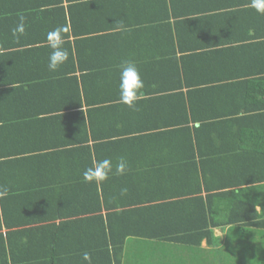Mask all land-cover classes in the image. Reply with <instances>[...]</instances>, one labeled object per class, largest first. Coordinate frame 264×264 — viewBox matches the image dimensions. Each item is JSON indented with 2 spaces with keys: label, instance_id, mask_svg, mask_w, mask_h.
Returning <instances> with one entry per match:
<instances>
[{
  "label": "trees",
  "instance_id": "obj_1",
  "mask_svg": "<svg viewBox=\"0 0 264 264\" xmlns=\"http://www.w3.org/2000/svg\"><path fill=\"white\" fill-rule=\"evenodd\" d=\"M235 1L0 0V69L49 55L46 33L35 38L37 29L63 26L69 51L64 75H70L55 98L63 102L58 106L50 102L44 81L31 82L28 89L19 79L0 81L6 103L25 102L30 109L21 113L28 117V139L13 140L15 145L0 153V264H88L85 252L91 264H123L129 237L188 247L205 240L225 249L234 234L236 240L243 234L264 244V15L251 14L255 33L247 29L222 43L213 40L212 29L196 28L201 43L188 36L190 10L214 13L215 27L225 31L248 24L235 15L249 0ZM200 2L204 6L198 7ZM228 2L235 8L227 10ZM20 15L25 34L16 40L11 29ZM102 16L108 23L94 27L90 21ZM170 20L177 30V57L168 63L170 72H157L151 82L166 110L139 109L153 92L137 101L136 110L120 104L111 92L122 59L108 63L112 80L107 79L93 70L98 66L86 65L90 53L80 44L110 39L119 52L146 24ZM119 23L130 31H117ZM69 35L76 38L73 48ZM168 39L173 53L163 48L161 58L174 55V40ZM221 44L219 52L215 47ZM216 53H221L217 61ZM142 113L160 114L165 121L133 125ZM158 136L174 138L176 160L149 161ZM120 156L128 162L124 175L84 182L82 174L94 161L108 158L115 165ZM168 166L170 172H161ZM122 188H127L123 195ZM217 227L229 228L225 243L214 235ZM257 244L246 248L264 259V245Z\"/></svg>",
  "mask_w": 264,
  "mask_h": 264
},
{
  "label": "crops",
  "instance_id": "obj_2",
  "mask_svg": "<svg viewBox=\"0 0 264 264\" xmlns=\"http://www.w3.org/2000/svg\"><path fill=\"white\" fill-rule=\"evenodd\" d=\"M237 1V0H236ZM235 3H238L236 2ZM240 1H245L246 0H240ZM201 3V2H200ZM229 8H235L234 4L229 6ZM246 6L242 9V12L237 13L235 16L237 19H241L242 22L247 21L248 24H245L239 26L237 28L234 27V30H228L225 31V29H222V25L219 28L215 27V24L213 22L214 18V13H208L207 11L204 13L199 12V13H193L190 12L188 13V22H187V27H188V36H190V41L199 42L203 40L201 37L202 32L198 29H212L214 30L215 34L213 37V40L216 43H222L226 37L234 36V34H239L243 35L242 33L246 32L248 29V32L250 34L255 33V25L251 21V14L256 12L254 9L249 7V2L245 3ZM202 3L198 6L200 7ZM188 6H192V4H188ZM204 6V5H202ZM237 8V7H236ZM232 10V9H231ZM245 12V15H243ZM139 13V17L143 16L147 17L149 15H154L151 14V12H145V13ZM197 17H194V16ZM244 16V17H243ZM195 18H197L195 20ZM97 21V22H96ZM196 21V22H194ZM94 27H99V26H105L106 23H108L105 19V16H102L100 18L95 19L93 22L90 21ZM110 22V20H109ZM252 22V23H251ZM251 23V24H250ZM174 21L170 20L169 23L167 22H160V23H148L146 24L141 30L136 31L138 34V38L135 40H127L124 41L123 44H121L119 52L115 50V44L110 39H100V40H92L91 46L90 45H85V44H80V46H83L84 50H88L90 53L89 58H87V66H98V69H93V70H99L98 72L105 73L107 76V79H111L109 75H111V68L107 67L109 64L116 62L119 59H130L134 60L135 63L137 64V67L140 70L142 79L144 80V88L142 89V96L141 98H145V95L152 93L155 85L151 84L153 82L154 77L156 76L158 78L157 72L160 71H169L170 72V67L168 64L169 61L171 63H175L173 57H177V50H176V41L177 39V30L176 26H174ZM133 28V27H132ZM46 31H50V29L47 28L45 25L44 27H40L37 29V35L35 38H40V37H45L42 35V33H46ZM131 33V32H130ZM141 33H144L140 35ZM133 34V33H131ZM129 35V34H128ZM140 35V36H139ZM204 35V33H203ZM169 36L173 38L174 40V55L170 54L172 57H160V51L165 48L168 49L170 52L172 50V45L171 41L168 39ZM75 36L69 35L68 36V42H70L71 47L73 48L74 46V41L76 38ZM66 38V37H65ZM168 39V40H167ZM78 40V39H77ZM176 40V41H175ZM169 41V42H168ZM203 43V42H202ZM89 44V43H88ZM225 45L221 44L216 46L215 48H219V52L223 50ZM185 47V46H184ZM217 52V50H216ZM173 53V50L172 52ZM221 53H216L215 54V61L218 59V55ZM179 58V57H178ZM165 59V62L163 61ZM204 59V52L202 54V60ZM201 62L204 63V60ZM162 61V62H161ZM168 61V62H167ZM47 62H48V55L44 56L43 58L39 57H33L30 61L28 62H15L13 65L9 64L10 67H8L9 72L6 71L8 68H1L0 73H6L7 77H5L3 74H0V81L3 79H19L17 84H24L25 88L28 89V86L31 82H38L40 84L39 86H42L41 81H44L43 83L45 87L48 86L49 88V97L51 101L55 103L56 106L58 105H63V102L61 100L57 101V97L59 95H62V93L59 91L60 86H66L64 83V78L68 77L70 75H64L65 73V64L62 65L57 71L55 72H50L47 68ZM109 63V64H108ZM193 68V67H191ZM203 69V66H198V70ZM91 70V69H90ZM96 72V71H95ZM103 78H101L99 81H103ZM114 80H116V77H113ZM118 85V83H117ZM115 88V85L112 88L111 94L114 97L118 98V88ZM43 89V88H42ZM98 91V90H97ZM31 96V94H28ZM101 96L100 94H95L94 97H99ZM148 96V95H147ZM151 98L150 101H143L141 102V107L139 108L142 110H149L150 112H153L155 114L158 110L159 111H165L167 104L162 106V100H161V92L155 91L151 95H149ZM0 98L3 100L4 105H0V119H3V122H0V153L8 151V149H11L13 145H15L13 140H18V139H23L26 140L28 139L27 135V126L29 125L28 122V117L22 116L25 115V113H28L30 109L28 108V104L25 102H15V103H6L4 100V97ZM56 98V99H55ZM53 99V100H52ZM46 99V101H49ZM151 103V104H150ZM46 107V105H45ZM161 108H164L160 110ZM140 112V111H138ZM22 113V114H21ZM141 113V112H140ZM17 115V116H16ZM160 114H156L154 116H143L142 113V118L141 115L138 116L137 121L133 125H153V124H160L165 121L164 118H161L159 116ZM10 117L12 119H10ZM17 117V118H15ZM140 118V119H139ZM136 119V115L134 120ZM156 130V128H154ZM154 144L153 148L151 149L153 153L148 154L147 158L149 161H159L162 162L163 160H170L173 159L176 160V142L174 138H169V139H164L160 136L153 138ZM31 143V142H29ZM19 149H25L26 147H17ZM22 167V166H21ZM20 167V169H21ZM188 170V168H187ZM67 170L64 169V172ZM161 172H170V166L164 167V170ZM229 228H214V235L218 236L221 240L222 243L226 242V234L228 233ZM249 236H254V235H249ZM68 239V238H64ZM162 242L165 241H156V240H149V239H141V238H136V237H129L126 240L125 247H124V255L126 252H129L131 254H135V256H139V264H156L158 260V255L162 246ZM167 242V241H166ZM255 245H252L253 247H256V241ZM183 244H178V243H173V242H167L164 244V252L167 250V263H170L171 261H174V255L179 254L180 252L191 254L193 249L200 250V252L203 253H208L209 251L211 252L214 248L210 247L206 244L205 240L201 242V245L199 247H188L187 245ZM180 246L184 248V251H181ZM163 247V246H162ZM224 245L221 244L218 247L215 248H222L223 249ZM259 248H262L259 246ZM263 249V248H262ZM225 250V249H224ZM223 250V251H224ZM214 251V250H213ZM163 252V253H164ZM222 252V250H221ZM194 254V253H193ZM124 260V259H123ZM135 262H137V259H135Z\"/></svg>",
  "mask_w": 264,
  "mask_h": 264
},
{
  "label": "clouds",
  "instance_id": "obj_3",
  "mask_svg": "<svg viewBox=\"0 0 264 264\" xmlns=\"http://www.w3.org/2000/svg\"><path fill=\"white\" fill-rule=\"evenodd\" d=\"M249 7L258 14L264 15V0H249ZM67 31L63 26H58L46 34V45L50 49L47 68L50 72L57 71L69 58V51L64 47L66 43L64 33ZM117 31H130L123 23L117 25ZM12 36L19 40L25 34V17L20 15L18 23L11 29ZM118 99L119 103L130 109L136 110L137 101L141 99L144 80L137 64L130 59L121 60L118 65ZM128 171V162L124 156L116 159L115 165L111 159L96 160L82 174L85 183H103L112 175H124ZM7 189L4 190L6 192ZM127 188L121 189L125 194ZM4 193L0 192V195ZM261 245H264L261 243ZM83 259L91 264V256L85 252Z\"/></svg>",
  "mask_w": 264,
  "mask_h": 264
},
{
  "label": "rangeland",
  "instance_id": "obj_4",
  "mask_svg": "<svg viewBox=\"0 0 264 264\" xmlns=\"http://www.w3.org/2000/svg\"><path fill=\"white\" fill-rule=\"evenodd\" d=\"M235 235L236 234L233 235V238H235L234 243L228 240L226 242V248L225 250L222 249V252H218L220 248H214L213 250L215 251L212 250L208 253H203L200 252V250L193 249L192 253L188 255L186 253L183 255L181 252L179 254H175V260L171 261L170 263H167V250H165V252L163 250L164 244L167 242H162L163 247L161 246L156 264H264V259L256 256V253L258 252L252 253V251H249L246 248L249 245H254V241L258 242L257 245L261 247L260 240L254 236H246L243 234L242 240L241 236L238 238V240H236ZM182 246H180V249L181 251H184ZM124 259L125 261L123 264H139V256H135V254L133 255L129 252H126ZM135 259H137V262H135Z\"/></svg>",
  "mask_w": 264,
  "mask_h": 264
}]
</instances>
